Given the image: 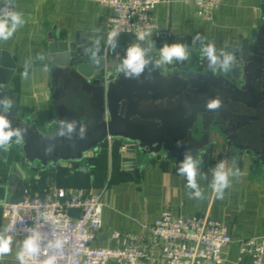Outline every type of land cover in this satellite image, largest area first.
I'll return each instance as SVG.
<instances>
[{"label":"crops","instance_id":"crops-1","mask_svg":"<svg viewBox=\"0 0 264 264\" xmlns=\"http://www.w3.org/2000/svg\"><path fill=\"white\" fill-rule=\"evenodd\" d=\"M16 11L22 12L26 23L8 41H0V51L6 52L15 65L13 81L9 85L16 93L15 107L24 115H37V126L49 130L55 120L50 104L49 82L51 65L48 48L61 32L64 38L73 33L79 36L86 54L96 50L97 56L106 55V28L113 11L94 0H13ZM154 22L167 30L172 38H191L194 43L206 46L214 43L217 53L235 46L239 39L249 35L264 23V0H222L211 12L210 18L196 16V7L187 0H162L153 12ZM199 34L201 39L194 40ZM132 43H139L130 35L117 39L116 54L125 56ZM149 52L159 54L167 40H155L153 35L141 44ZM43 56V59L39 57ZM107 58V57H106ZM47 67V71H44ZM27 72V79L21 73ZM200 134V133H199ZM214 150L208 148L199 158L198 184L204 199H190L191 189L186 188V178L178 175L179 162L164 157L156 163L144 160L135 171L123 167L121 151L109 144L96 155L93 166L84 170L61 168L54 175H37L23 170L18 149L11 153L0 150V203H16L27 190L31 196L45 197L57 189L70 194L98 195L105 204L101 228L92 247L118 249L126 245L145 248L153 240L152 227L164 211L175 216H209L228 227L232 244L223 255L226 264H252L249 256L240 255V242L249 238L264 240V174L254 164L252 155L225 152V141L217 136ZM215 137L210 143H215ZM129 157V156H128ZM235 160V164H233ZM219 161L227 167H239L243 176L233 177L232 187L223 199L216 198L210 188L212 169ZM21 182L9 192L10 178ZM6 226L0 208V230ZM119 235L116 237L115 235ZM13 251L0 259V264H18L16 250L21 243L13 237ZM109 264H116L110 262Z\"/></svg>","mask_w":264,"mask_h":264},{"label":"water","instance_id":"water-1","mask_svg":"<svg viewBox=\"0 0 264 264\" xmlns=\"http://www.w3.org/2000/svg\"><path fill=\"white\" fill-rule=\"evenodd\" d=\"M167 43L186 44L188 60L159 69L149 64L139 78L126 79L119 70L123 54L94 58L86 54L79 36L71 33L64 38L57 32L48 48L55 117L48 131L39 129L36 114L24 115L15 107L16 93L9 87L15 65L0 51V100L13 101L6 114L12 127L26 129L23 139L17 143L14 137L7 151L18 149L21 174L54 175L65 167L86 171L82 164L93 166L96 155L109 145L108 138L121 151V162L128 170L164 157L180 163L187 149L198 159L208 148L214 150L217 136L224 139L227 154L232 150L252 155L264 174V23L222 52L236 57L228 72L219 65L215 71L210 69L207 57L201 55L204 45L191 38H172ZM222 53H217L221 60ZM148 56L153 61L159 58L149 52ZM217 96L221 108L209 111L207 101ZM61 120L66 123L57 122ZM73 122L69 133L67 123ZM177 140L184 141L181 147L176 146ZM10 181L12 193L11 187L16 189L14 185L22 181L17 177Z\"/></svg>","mask_w":264,"mask_h":264},{"label":"built area","instance_id":"built-area-1","mask_svg":"<svg viewBox=\"0 0 264 264\" xmlns=\"http://www.w3.org/2000/svg\"><path fill=\"white\" fill-rule=\"evenodd\" d=\"M108 6L113 14L108 19L106 39L117 31V39L130 35L137 40L140 31L150 30L154 39L169 40L172 34L161 30L153 19L155 8L162 0H94ZM196 7V16L209 19L211 12L222 0H187ZM7 6L15 10L13 0H0V10ZM144 41H138L144 44ZM116 51L106 42L105 58L114 57ZM111 144V139L108 138ZM16 203H0L6 227L11 235L23 241L32 231H38L45 247L34 264H42L47 243L60 236L66 240L59 252L58 264H226L223 252L232 244L228 227L209 216H175L169 211L161 213L152 227L153 240L145 248L126 245L118 249L92 247L101 228L105 204L98 195L70 194L57 189L53 194L31 196L27 190ZM119 237V235H115ZM240 255L249 256L252 264H264V240L249 238L240 242ZM233 264H239L234 262Z\"/></svg>","mask_w":264,"mask_h":264},{"label":"clouds","instance_id":"clouds-1","mask_svg":"<svg viewBox=\"0 0 264 264\" xmlns=\"http://www.w3.org/2000/svg\"><path fill=\"white\" fill-rule=\"evenodd\" d=\"M25 23L26 21L22 12L16 10L9 11L7 6L0 10V41H8L11 39ZM118 34L117 31H112L107 36V43L113 50L117 47L116 37ZM151 34L150 30L140 31L137 34V40L144 41L146 38L150 37ZM198 39H201L199 34L194 37V40ZM95 43L97 48L92 52L94 58H96L99 53V41ZM154 47V43H149L147 49L141 47L139 43H132L126 49V54L119 64V70L126 79L139 78L149 64H153L154 68L159 69L164 65H171L174 62L187 61L190 55L188 46L184 43H164L159 49V58L153 61L151 57L148 56V52ZM201 55L207 57L208 66L213 71L216 70L215 66L219 65L223 71L228 72L232 69L236 60V57L231 53H222L223 59L221 60L217 55L214 43H209L202 47ZM39 58L43 59V56ZM96 62L99 63L98 60ZM47 70V67H45L44 71ZM21 77L22 79H27V72H22ZM221 106L222 101L218 96L208 100L206 103V108L209 111H216L220 109ZM0 107L3 109V113H0V150L7 152L13 142V138L15 137V141L19 143L23 139L26 129L12 127L11 121L6 115L13 107V101L10 98L5 97L3 100H0ZM57 122L61 125L66 123L63 120ZM73 128L74 122L67 123V130L69 133L73 131ZM59 134L64 135V132L61 131ZM83 134L84 128H81L82 137ZM183 143L184 141L177 140L176 146L181 147ZM183 155L184 159L179 163L178 175L186 178V188L192 190L189 194V198L197 201L203 200L204 192L197 181V177L200 175L198 165L201 163V160L193 157L191 149H187ZM235 163V160H233V164ZM243 175L244 173L241 172L239 167H227L225 161H219L212 169L210 188L216 198L223 199L225 191L232 187V178H240ZM11 231L12 229L9 227L0 230V259L13 251L14 238L13 235L10 234ZM65 243L66 240L57 235L54 239L50 240L46 248L52 250V253L45 255L42 264H58V253L63 251ZM44 248L40 233L38 231H32L18 245L16 250V260L18 264H34L36 258L42 254Z\"/></svg>","mask_w":264,"mask_h":264}]
</instances>
